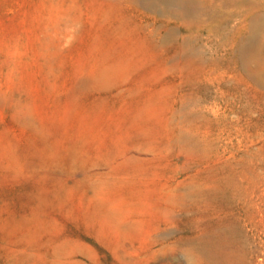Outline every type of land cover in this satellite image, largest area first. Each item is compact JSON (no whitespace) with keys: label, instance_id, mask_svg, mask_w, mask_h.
Returning a JSON list of instances; mask_svg holds the SVG:
<instances>
[{"label":"rangeland","instance_id":"374dc122","mask_svg":"<svg viewBox=\"0 0 264 264\" xmlns=\"http://www.w3.org/2000/svg\"><path fill=\"white\" fill-rule=\"evenodd\" d=\"M230 5L216 34L0 0V264H264V63Z\"/></svg>","mask_w":264,"mask_h":264},{"label":"bare ground","instance_id":"6f19581e","mask_svg":"<svg viewBox=\"0 0 264 264\" xmlns=\"http://www.w3.org/2000/svg\"><path fill=\"white\" fill-rule=\"evenodd\" d=\"M132 2L137 7L146 8L152 13L172 15L181 20L184 26L191 29L207 21L215 22L213 31L216 34L229 30L231 22L234 23L235 10L230 4L239 3L244 6L249 3V9H254L255 15L252 18L245 17L244 27L247 35L240 40L238 51L244 61L252 57V63L256 66L264 63V14L257 2L252 0H132ZM224 9L227 11L225 12ZM225 16H228L229 19H224ZM183 45L189 51L193 49L189 41ZM245 67L248 71L252 70L249 62L246 63ZM254 74L257 82L263 83V75Z\"/></svg>","mask_w":264,"mask_h":264}]
</instances>
